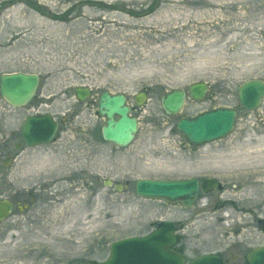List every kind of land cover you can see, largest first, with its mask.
Returning <instances> with one entry per match:
<instances>
[{
	"label": "rangeland",
	"instance_id": "rangeland-1",
	"mask_svg": "<svg viewBox=\"0 0 264 264\" xmlns=\"http://www.w3.org/2000/svg\"><path fill=\"white\" fill-rule=\"evenodd\" d=\"M1 6L0 77L38 75L40 84L23 108L0 95V200L30 190L39 199L28 215L0 224V264L102 263L112 243L144 237L164 221L175 225V249L188 262L216 254L225 264H246L245 255L264 246V102L246 111L237 92L245 82L264 81V0H0ZM197 83L210 87L203 101L188 98L178 115L164 112L165 95L188 93ZM77 87L92 90L85 103L77 102ZM104 92L126 95L139 120L126 148L102 138ZM140 93L147 97L142 107L135 102ZM217 108L237 111L235 130L190 150L178 121ZM36 114L52 115L60 132L54 143L29 148L21 126ZM242 153L261 154L236 169ZM195 158L223 190L191 207L136 195L142 179L194 176L186 163ZM50 179L61 181L52 187L60 201L47 205L43 186Z\"/></svg>",
	"mask_w": 264,
	"mask_h": 264
},
{
	"label": "water",
	"instance_id": "water-1",
	"mask_svg": "<svg viewBox=\"0 0 264 264\" xmlns=\"http://www.w3.org/2000/svg\"><path fill=\"white\" fill-rule=\"evenodd\" d=\"M3 7H0V12ZM40 79L37 75L23 73L4 74L0 77V95L13 108L28 105L36 95ZM208 93L205 83L194 84L189 94L194 101H202ZM76 99L84 103L91 96V90L78 87L74 90ZM238 97L242 107L254 111L264 100V81L251 80L238 88ZM136 105L142 107L146 102L144 93L135 98ZM186 100V93L175 90L162 99V108L167 115L179 114ZM99 113L105 119L102 136L119 148L130 146L139 131V121L131 117V108L127 105L124 94L111 95L104 92L100 97ZM237 112L230 108H219L202 113L193 118H182L177 124L178 131L193 147L204 146L223 140L234 131ZM58 129V123L50 114L33 115L25 119L21 127L24 142L28 147L48 145L52 142ZM209 189L206 194L217 187L215 180H205ZM106 186H112L111 182ZM120 191L122 187L116 186ZM198 182L188 180H149L142 179L136 184V195L146 200L165 201L170 204L181 203L190 207L198 196ZM12 205L7 200L0 201V222L7 220ZM177 243L176 228L171 222H160L156 230L145 237L129 238L110 246L109 259L98 264H186L181 252L173 247ZM246 264H264V247L253 249L245 256ZM190 264H224L218 255H204L194 259Z\"/></svg>",
	"mask_w": 264,
	"mask_h": 264
},
{
	"label": "flooded vegetation",
	"instance_id": "flooded-vegetation-1",
	"mask_svg": "<svg viewBox=\"0 0 264 264\" xmlns=\"http://www.w3.org/2000/svg\"><path fill=\"white\" fill-rule=\"evenodd\" d=\"M59 132H60V126L58 128V131H57V134H56V136L54 138L53 143L57 140V136H58ZM188 147L190 148V150L196 151V149L190 147L189 144H188ZM186 166H187V168H186L187 171L193 172L194 176L187 177L185 179H188V178L196 179L198 181V185H199V188H200V194L196 198L194 204H196V203L200 204L205 197H207L210 194H212V192L207 194V195H203L201 193V190L203 188L209 189L211 187L209 184L204 185V181L205 180L216 179L218 181L217 190L216 191L223 190L224 186L222 185L221 181L216 176L204 174V172H205L204 167L199 164V161H198L197 158H195L193 161H187ZM189 172H187V173H189ZM60 185H61V181L60 180L55 181L53 179L47 180V183L44 184V186H43L44 187V191L48 193V197H47V200H46L47 205L51 204V202L57 203L56 201H58V203H59V201H60L59 192H58V195L55 196L52 193V187L60 186ZM34 193H35V190H33V191L30 190V191H26V193L15 194L13 197L7 198L12 204V211H11L10 216H9V219H11V222H13L12 219H14L16 217V214L18 212H21L23 214H27L28 215V213L30 212L31 208L33 206H35V204L39 201L38 197L36 195H34ZM50 196H54V198L50 199ZM66 196L69 197L70 195L67 194ZM51 200H53V201H51ZM26 217H28V219H29L28 221H30V219H32V217H29V216H26Z\"/></svg>",
	"mask_w": 264,
	"mask_h": 264
},
{
	"label": "bare ground",
	"instance_id": "bare-ground-1",
	"mask_svg": "<svg viewBox=\"0 0 264 264\" xmlns=\"http://www.w3.org/2000/svg\"><path fill=\"white\" fill-rule=\"evenodd\" d=\"M255 154L252 155L249 153H242L240 155L239 154L235 155V157H237V161H235V163H234L235 168L236 169H242L244 167H247L248 165H251V164H254L255 162H257L258 161L257 159L259 158L258 156L261 153H258V154L255 153ZM226 216H228L230 218L232 216V213L227 212ZM84 225H85V233L87 234L88 233V223L86 222Z\"/></svg>",
	"mask_w": 264,
	"mask_h": 264
}]
</instances>
